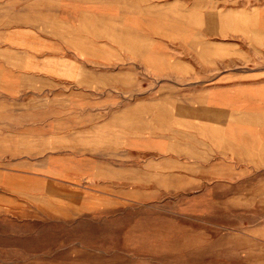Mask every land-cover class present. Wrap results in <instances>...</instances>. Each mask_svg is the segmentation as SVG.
Segmentation results:
<instances>
[{
    "label": "rangeland",
    "instance_id": "obj_1",
    "mask_svg": "<svg viewBox=\"0 0 264 264\" xmlns=\"http://www.w3.org/2000/svg\"><path fill=\"white\" fill-rule=\"evenodd\" d=\"M34 1L0 0V264H264V155L250 137L168 140L116 171L124 159L105 135H60L52 120L59 88H107L104 61L82 76L44 61V39L26 30Z\"/></svg>",
    "mask_w": 264,
    "mask_h": 264
},
{
    "label": "crops",
    "instance_id": "obj_2",
    "mask_svg": "<svg viewBox=\"0 0 264 264\" xmlns=\"http://www.w3.org/2000/svg\"><path fill=\"white\" fill-rule=\"evenodd\" d=\"M33 3L36 19L26 30L44 39V61L82 76L102 72L92 63L101 60L108 78L107 88H59L62 113L52 120L65 124L58 134L105 135L124 159L113 161L116 171L126 170L132 152L164 154L166 141L198 136L239 146L249 136L251 149L264 155V0ZM137 88L156 97L132 99ZM67 114L88 124L72 128ZM148 124L155 126L150 134ZM163 125L172 126L171 137Z\"/></svg>",
    "mask_w": 264,
    "mask_h": 264
},
{
    "label": "bare ground",
    "instance_id": "obj_3",
    "mask_svg": "<svg viewBox=\"0 0 264 264\" xmlns=\"http://www.w3.org/2000/svg\"><path fill=\"white\" fill-rule=\"evenodd\" d=\"M235 133H236V132H235ZM235 135H236V134H235ZM241 136H243V135L241 134ZM247 137H248V136H247ZM242 138H243V137H242ZM248 139H250V138H248ZM248 139H247V140H248ZM253 140H254V139H253ZM256 145H257V144H256Z\"/></svg>",
    "mask_w": 264,
    "mask_h": 264
}]
</instances>
